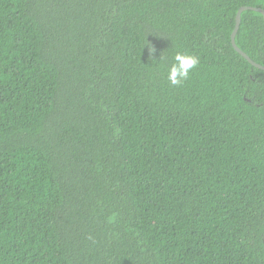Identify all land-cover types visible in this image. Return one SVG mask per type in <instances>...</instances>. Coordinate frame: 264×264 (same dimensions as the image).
I'll list each match as a JSON object with an SVG mask.
<instances>
[{
  "label": "trees",
  "instance_id": "1",
  "mask_svg": "<svg viewBox=\"0 0 264 264\" xmlns=\"http://www.w3.org/2000/svg\"><path fill=\"white\" fill-rule=\"evenodd\" d=\"M242 7L264 66V0H0V264H264Z\"/></svg>",
  "mask_w": 264,
  "mask_h": 264
},
{
  "label": "clouds",
  "instance_id": "2",
  "mask_svg": "<svg viewBox=\"0 0 264 264\" xmlns=\"http://www.w3.org/2000/svg\"><path fill=\"white\" fill-rule=\"evenodd\" d=\"M150 53H154V48H149ZM163 60V57H160ZM199 64V59L195 55L177 52L173 57V62L167 70V80L173 86H179L186 81L192 70Z\"/></svg>",
  "mask_w": 264,
  "mask_h": 264
},
{
  "label": "water",
  "instance_id": "3",
  "mask_svg": "<svg viewBox=\"0 0 264 264\" xmlns=\"http://www.w3.org/2000/svg\"><path fill=\"white\" fill-rule=\"evenodd\" d=\"M246 9V7H242L240 8L238 11H237V14H236V25H235V29L234 31L232 32V35H231V43H232V46L233 48L240 54L242 55L245 59H247L252 65H254L255 67L259 68V69H263L264 70V66L259 64V63H256L254 62L245 52H243L235 43V33H236V30L238 29L239 27V24H240V14H241V11ZM259 12H261L263 15H264V10H262L261 8H253Z\"/></svg>",
  "mask_w": 264,
  "mask_h": 264
}]
</instances>
